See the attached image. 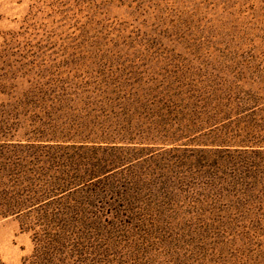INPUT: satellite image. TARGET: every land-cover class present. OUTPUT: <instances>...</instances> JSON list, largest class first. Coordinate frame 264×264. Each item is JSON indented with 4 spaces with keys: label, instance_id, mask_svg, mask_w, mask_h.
<instances>
[{
    "label": "rangeland",
    "instance_id": "374dc122",
    "mask_svg": "<svg viewBox=\"0 0 264 264\" xmlns=\"http://www.w3.org/2000/svg\"><path fill=\"white\" fill-rule=\"evenodd\" d=\"M0 264H264V0H0Z\"/></svg>",
    "mask_w": 264,
    "mask_h": 264
},
{
    "label": "trees",
    "instance_id": "16d2710c",
    "mask_svg": "<svg viewBox=\"0 0 264 264\" xmlns=\"http://www.w3.org/2000/svg\"><path fill=\"white\" fill-rule=\"evenodd\" d=\"M256 133H258V132H256ZM51 250H49V252H45L46 253V255H51ZM44 253V252H43ZM40 256H43V254H41ZM37 258H39V257H37Z\"/></svg>",
    "mask_w": 264,
    "mask_h": 264
}]
</instances>
